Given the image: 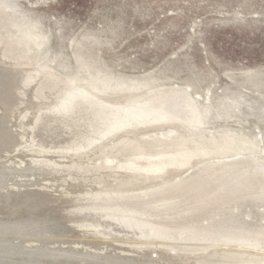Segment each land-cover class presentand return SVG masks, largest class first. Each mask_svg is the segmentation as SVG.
Wrapping results in <instances>:
<instances>
[{
    "label": "bare ground",
    "instance_id": "obj_1",
    "mask_svg": "<svg viewBox=\"0 0 264 264\" xmlns=\"http://www.w3.org/2000/svg\"><path fill=\"white\" fill-rule=\"evenodd\" d=\"M10 27L14 34L8 31ZM1 28L5 37L0 38V108L4 111L0 115V156L17 151L26 135L30 149L24 154L32 158L24 169L9 165L10 162L0 165V264H264L263 230L232 229L234 225L221 218L210 224L215 231L193 223L182 225L191 218L192 211L222 207L233 197L248 194L264 198V149L259 146L264 143V107L255 105L256 110L250 112L262 126L259 137L233 129L221 128L217 135L206 132L210 99L205 104L198 103L182 89L159 90L162 85L157 82L163 79L102 74L100 70L104 69L91 67L89 58V64H85L79 54L74 58V76L61 85L45 74L47 64L55 56L48 54L41 60L25 61L30 49L36 55L46 46V40L35 34L33 25L22 28L12 19H5ZM80 75L84 76L82 80ZM105 96L124 102L103 105ZM223 98L221 104L228 107L224 109L225 121L232 112L240 111L241 101L227 102L228 98ZM14 117L18 125L24 126L20 132L12 129ZM142 124L163 132L141 138L145 149H136L138 152L124 161L116 157L123 155L120 142L99 148L106 157L90 170L74 162L60 164L62 160L58 163L54 156L52 159L45 155L51 152L73 158L83 156L93 144ZM237 156L218 165V172L200 184L191 180V187H183L182 180H171L136 196L102 189L103 182L92 179L103 173H126L130 181L142 175L145 179L161 180L193 163L211 169L215 167L212 160ZM17 172L36 175L39 181L61 179L64 183L68 178L69 183L64 186H69V193L74 195L52 198L42 190H6V181ZM152 213L168 221L150 218ZM72 226L81 232L78 237L82 234L98 248L90 251L55 245L61 243L59 238ZM108 240L133 244L141 250L126 256L101 248ZM37 241L40 244H34ZM199 252L207 253L199 256ZM151 253L157 257H149Z\"/></svg>",
    "mask_w": 264,
    "mask_h": 264
},
{
    "label": "rangeland",
    "instance_id": "obj_2",
    "mask_svg": "<svg viewBox=\"0 0 264 264\" xmlns=\"http://www.w3.org/2000/svg\"><path fill=\"white\" fill-rule=\"evenodd\" d=\"M0 11L1 40L5 37V31L1 28V23L5 19H12L22 28L33 25L35 34L46 40V46L36 55H33L30 49L25 54V61L41 60L48 54L50 57L55 56V60L47 64L45 74L55 78L61 85L74 76L76 70L74 58L80 55L85 64L92 62L91 67L104 69L100 70L102 74L114 75L112 77L117 78L140 79L148 76L163 79L157 82V85H162L159 90L176 87L186 91L198 103L205 104L207 99H210L211 113L204 127L206 132L217 135L221 128L233 129L258 137V133L262 132V126L257 124V116L250 112L256 110L255 105L264 107V87L255 88L258 85L264 86V0H0ZM13 29L10 27L8 31L14 34ZM93 62L98 65H94ZM246 75L253 76L247 80ZM83 77L80 75L79 79L82 80ZM77 83L81 85L80 81ZM224 96L228 98L227 102L234 99L241 101L240 111L232 112L230 118L225 121L224 109L228 107L221 104ZM258 97L261 100H258ZM122 102L123 99L112 96L102 98L103 105L116 106ZM13 123L14 125H11L15 127H12L13 131L23 130L20 128L24 126L20 124L19 126L17 121L12 120ZM161 132L163 131L149 124L134 125L99 144H93L83 156L73 158L64 153L51 152L45 155H50V158L54 156L52 159L58 163L62 160L60 164L74 162L90 170L96 162L106 157L100 154L99 148L104 149L118 142L123 143V155L116 157L124 161L137 153L136 149L143 150L141 147L145 146L141 138ZM23 139L25 140H22V145L14 151L15 153H6L0 157L1 164L8 165L10 162L9 165L24 169L26 162L32 157L25 156L29 153L30 139L26 135ZM259 146L264 149V143ZM12 156L18 159L15 161ZM238 157L212 160L210 163L215 167L211 169L193 163L176 173L168 174L161 180L145 179L142 175V178L130 181L128 179L131 177L129 178L126 173L114 175L103 173L92 179L99 178L103 182L102 189L126 191L136 196L142 191L156 188L171 180H182L183 187H191L193 183L189 182L191 180L200 184L206 181L211 173L218 172L220 167L218 165ZM16 174L12 181L10 179L6 181V190L16 189L19 192L42 190L47 191L52 198L59 195H74L69 193V186H66L67 188L64 186L69 181L68 178L67 182L63 183L61 179L55 182L40 178L39 181L38 177L25 173ZM255 196L243 194L228 199L222 207L209 208L205 212L192 211L191 218L182 225L191 226L193 223L197 227L215 231L213 229L215 226L210 224L221 218L226 224H233L232 229L264 231V198L259 199ZM149 217L168 221L164 216L155 213L149 214ZM72 227L59 238L61 243L55 245L90 251L98 248L91 242L92 240L83 238L82 234L78 237L81 232ZM46 237L51 238L49 235ZM80 245L82 247H79ZM101 248L119 251L118 253H125L126 256H132V253L136 254L141 250L138 251L133 244H121L111 240L101 245ZM142 250L147 251V248ZM207 252H199L198 255L202 256ZM149 257L157 256L156 253H151Z\"/></svg>",
    "mask_w": 264,
    "mask_h": 264
},
{
    "label": "water",
    "instance_id": "obj_3",
    "mask_svg": "<svg viewBox=\"0 0 264 264\" xmlns=\"http://www.w3.org/2000/svg\"><path fill=\"white\" fill-rule=\"evenodd\" d=\"M0 112H1L0 115H2V114L4 113V111H3L2 108H0ZM13 120L16 121V118L14 117ZM0 157H1V156H0ZM29 161H30V160H29ZM29 161L26 162V166L29 164ZM0 165H2V164L0 163ZM27 175H29V174H27ZM33 176H34L35 178H37L36 175H33ZM11 178H12V177H11ZM11 178H10V179H11ZM7 179H8V178H7ZM68 230H69V229H68ZM37 243L40 244V241H37Z\"/></svg>",
    "mask_w": 264,
    "mask_h": 264
}]
</instances>
